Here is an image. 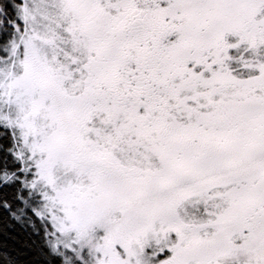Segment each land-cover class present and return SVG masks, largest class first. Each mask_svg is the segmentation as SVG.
<instances>
[{
  "label": "snow or ice",
  "instance_id": "6c2138e0",
  "mask_svg": "<svg viewBox=\"0 0 264 264\" xmlns=\"http://www.w3.org/2000/svg\"><path fill=\"white\" fill-rule=\"evenodd\" d=\"M0 264H264V0H0Z\"/></svg>",
  "mask_w": 264,
  "mask_h": 264
}]
</instances>
